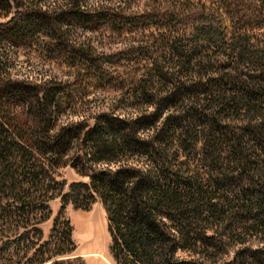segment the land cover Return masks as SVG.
Masks as SVG:
<instances>
[{
	"label": "trees",
	"instance_id": "obj_1",
	"mask_svg": "<svg viewBox=\"0 0 264 264\" xmlns=\"http://www.w3.org/2000/svg\"><path fill=\"white\" fill-rule=\"evenodd\" d=\"M0 17V264H87L67 207L96 202L115 264H264V0H0ZM10 48L57 72L14 80ZM89 89L105 98L84 108Z\"/></svg>",
	"mask_w": 264,
	"mask_h": 264
},
{
	"label": "rangeland",
	"instance_id": "obj_2",
	"mask_svg": "<svg viewBox=\"0 0 264 264\" xmlns=\"http://www.w3.org/2000/svg\"><path fill=\"white\" fill-rule=\"evenodd\" d=\"M6 21L7 18L0 17V24ZM85 34H87L86 36H90L89 32ZM102 42L103 45L98 48V52L100 53L117 51L126 45L125 42L118 43L119 41H117L114 43L112 39H107V37L102 39ZM8 50V55L4 57H8L9 70L14 80H23L27 75L32 78L39 73L47 74L50 72H57L56 67L49 64L47 57L36 51L21 49L18 51L17 55L14 52V48ZM89 90L90 93L86 96H82L81 99L83 103H86L84 108L91 107L96 101L101 102L105 98V95L102 94L99 99H96L93 93L94 91L92 92L91 89ZM63 171L67 184L73 181H87V178L78 175L71 167H66ZM50 204L53 209V214L55 215L60 207V199L57 198L52 200ZM67 213L74 227L73 239L77 245L76 252L85 257L87 264H115L109 252L110 235L108 233L106 213L102 204L96 202L89 210H78L72 205H69L67 207ZM51 225L52 219L42 225L46 235L49 234ZM232 259L233 253L231 252L224 255L221 260L211 264H225Z\"/></svg>",
	"mask_w": 264,
	"mask_h": 264
}]
</instances>
